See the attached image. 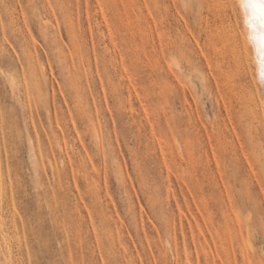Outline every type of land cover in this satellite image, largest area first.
<instances>
[{
	"label": "rangeland",
	"instance_id": "rangeland-1",
	"mask_svg": "<svg viewBox=\"0 0 264 264\" xmlns=\"http://www.w3.org/2000/svg\"><path fill=\"white\" fill-rule=\"evenodd\" d=\"M215 1L0 0L11 264H264L255 69Z\"/></svg>",
	"mask_w": 264,
	"mask_h": 264
},
{
	"label": "bare ground",
	"instance_id": "bare-ground-1",
	"mask_svg": "<svg viewBox=\"0 0 264 264\" xmlns=\"http://www.w3.org/2000/svg\"><path fill=\"white\" fill-rule=\"evenodd\" d=\"M213 1V0H212ZM215 1V0H214ZM216 2V1H215ZM219 2V1H218ZM218 2H216L217 4H218ZM223 2V4H229V5H231L232 6V8H234V10H235V8L237 9V7L239 8V10H240V12L242 13V20H243V29H240V27H239V31H238V33L237 32H235V33H237V34H232L233 36H235L236 37V35H237V37L239 36V40H240V42H241V44H242V46H241V48L240 49H238L237 50V47L235 46L236 44L234 43L235 41V39H234V37H233V44H235L234 46L236 47V49L235 50H237V51H239L238 53H239V55H236L235 53H237V52H234V54H233V57H234V55L235 56H238L236 59L238 60V62L239 63H241L240 61H244V63H242L246 68H251V67H253L254 66V69H255V71H254V73H253V71H251L250 72V75H251V82H252V86L255 88V90H256V93L258 94L257 96H258V98H259V103L256 105V107H255V109H253V117L254 118H259L260 119V121L262 122V124L264 125V96H262L260 93H261V91H260V86H259V83L258 82H260V84H261V86H262V89L264 90V82H262L261 81V69H262V63H261V60H262V57H261V54H260V51H259V47H260V45H259V35H260V32H259V28H260V25H259V22H258V19H257V24H256V28H255V30L253 29V27H252V25H250L249 23H247L246 21H247V19H248V17L250 16V10H249V12H248V15L246 16V12H245V8H244V4L245 3H247L248 2V0H221V3ZM212 4L213 5H215L214 4V2H212ZM216 6V5H215ZM218 7H219V5H217ZM220 6H221V4H220ZM226 6H228V5H225L224 7H226ZM229 7V6H228ZM227 7V8H228ZM222 8V7H221ZM221 8H218V10L219 9H221ZM223 9V8H222ZM221 11H223V10H221ZM225 11H226V9H225ZM224 11V13H226ZM238 11V10H237ZM240 12H239V14H240ZM227 14V13H226ZM166 15V14H165ZM222 15V14H221ZM228 15V14H227ZM220 16V15H219ZM224 16H225V14H224ZM223 16V17H224ZM164 17V16H163ZM226 17H229V16H226ZM166 18V17H165ZM225 18V17H224ZM226 19V18H225ZM224 19V20H225ZM166 20V19H165ZM223 21V20H222ZM221 21V22H222ZM229 21V20H228ZM220 22V23H221ZM223 23V22H222ZM221 23V24H222ZM229 23H231L230 21H229ZM226 24V23H225ZM223 25L224 26V28H225V26L226 25ZM231 25L233 26V24L231 23ZM231 25L229 26V29H231L232 30V28H230L231 27ZM237 26V25H236ZM219 27H221V25L219 26ZM227 27V26H226ZM223 28V27H222ZM223 28V29H224ZM234 28V27H233ZM220 29V28H219ZM227 29H228V27H227ZM228 29V30H229ZM236 29V28H235ZM236 30H238V29H236ZM235 30V31H236ZM225 31H227V30H225ZM220 32V31H219ZM224 32V31H223ZM231 32V31H230ZM221 33H222V31H221ZM221 33H220V38H221V36H223L224 38H227L226 36H224V33H222L223 35H221ZM226 34V33H225ZM227 34H229V33H227ZM230 34V35H231ZM230 37V36H229ZM249 37H255L256 39H255V41H253L252 39H250ZM231 38H232V36H231ZM222 39V38H221ZM228 39H230V38H228ZM232 40V39H231ZM230 40V43L232 42ZM236 40H237V38H236ZM225 41H227V39L225 40ZM185 42V41H184ZM236 42H238V40L236 41ZM183 43V42H182ZM226 44H227V42H225ZM230 43H228V44H230ZM177 44V43H176ZM233 44H231V46L233 45ZM183 45V44H182ZM182 45H181V47H182ZM174 45L172 44V47H173ZM190 46H191V44H190ZM189 46V47H190ZM175 47V46H174ZM184 47V46H183ZM171 48V47H170ZM176 49L177 48H180V47H175ZM191 48V47H190ZM232 48V47H231ZM172 49V48H171ZM193 49V48H192ZM232 49H234V47L232 48ZM179 50V49H178ZM235 50H232V52L233 51H235ZM172 51H174V50H172ZM186 51V50H185ZM190 51V50H189ZM193 51V50H192ZM180 52H182V51H180ZM180 52H179V54H180ZM183 53L184 52H182V55H183ZM187 54H188V49H187V52H186ZM237 53V54H238ZM1 54H2V52H1ZM1 54H0V59L2 58V56H1ZM29 54V53H28ZM187 54H186V56H187ZM193 54V53H192ZM190 55V54H189ZM188 55V56H189ZM28 56V55H27ZM184 56H185V54H184ZM185 56V57H186ZM244 58V59H243ZM28 60H29V57H28ZM236 60V61H237ZM235 61V62H236ZM32 59H30L29 60V67H30V65H35L34 67L36 68L37 67V64L35 63V61H34V64H32ZM237 62V63H238ZM238 63V66H241L240 64ZM237 66V67H238ZM241 68V67H240ZM35 74H36V71L35 70H33V69H30V71H29V76H30V78L33 80V79H35ZM21 76H22V82H24V80H25V74H24V72H22V74H21ZM18 77H20V76H18ZM8 78L10 79V81H11V84H12V86H11V84H10V86H11V88L14 86V85H16V83H17V81H16V78H17V76L16 75H11V74H9L8 75ZM20 79V82H21V78H19ZM213 79H214V77L212 78V80L211 81H213ZM217 79V78H216ZM215 79V80H216ZM210 80V79H209ZM217 81V80H216ZM210 85V84H209ZM211 85H212V83H211ZM216 85V84H215ZM17 86V85H16ZM19 86V85H18ZM17 86V87H18ZM17 87H15L14 86V90H15V88H17ZM212 87H215V86H212ZM217 87V86H216ZM20 88V87H19ZM13 90V89H12ZM17 90V89H16ZM19 91V90H18ZM219 91V90H218ZM21 93V92H20ZM264 93V92H263ZM262 93V94H263ZM261 96H260V95ZM21 95V94H20ZM23 95V94H22ZM246 111H248L247 109H246ZM228 113L230 112V110L229 111H227ZM248 112H250V111H248ZM220 113V112H219ZM221 114V113H220ZM247 114V113H246ZM251 114V113H250ZM220 116V115H219ZM249 116V115H248ZM55 118H57V114L55 115ZM218 118H220V117H218ZM221 120V119H220ZM220 120H219V122H220ZM227 120V119H226ZM226 120H224V122L223 123H225V121ZM218 121V120H217ZM223 121V120H222ZM221 121V122H222ZM231 121V120H230ZM222 124V123H221ZM226 124V123H225ZM226 125H229L228 123L226 124ZM222 126H224V125H222ZM221 126V127H222ZM193 128H194V126H192ZM218 127H219V125H218ZM224 128V127H223ZM191 130H193V129H191ZM220 130V129H219ZM195 131V130H194ZM199 131L200 130H197V134H195L194 132V134L197 136L198 134H199ZM221 131H222V129H221ZM220 131V132H221ZM201 132V131H200ZM217 132V131H216ZM219 132V131H218ZM223 132L225 133V131L223 130ZM222 132V133H223ZM193 133H192V135H193ZM191 134V133H190ZM219 135V134H218ZM203 136V135H202ZM202 136H201V138H202ZM252 136V135H251ZM199 137V136H198ZM222 137V136H221ZM226 137V136H225ZM256 137V136H255ZM194 138V137H193ZM196 138V137H195ZM228 138V137H227ZM227 138H226V140H227ZM221 139V138H220ZM222 139H223V137H222ZM252 139H254V138H252ZM202 140V139H201ZM226 140H225V142H226ZM194 141V140H193ZM224 141V140H223ZM254 141V140H253ZM188 142H189V140H188ZM198 142H200V141H198ZM198 142H196V144L198 143ZM185 143V142H184ZM188 144V143H187ZM196 144H195V146H196ZM226 144V143H225ZM184 145H186V144H184ZM183 145V146H184ZM193 145H194V142H193V144L191 145L192 146V148H193ZM187 146H189V145H187ZM191 146H189L190 147V152L192 151V149H191ZM194 146V147H195ZM224 146H226V145H224ZM227 147V146H226ZM222 148H223V146H222ZM225 148V147H224ZM228 148V147H227ZM234 148V147H233ZM242 148V147H241ZM195 149V148H194ZM235 149V148H234ZM201 150H202V148H201ZM203 151V150H202ZM187 152V151H186ZM189 152V151H188ZM193 152V151H192ZM192 152H191V155H192ZM35 156V155H34ZM208 156V155H207ZM192 159V158H191ZM240 160V159H239ZM248 160V159H247ZM241 161H242V159H241ZM244 161V160H243ZM243 161H242V163H243ZM244 164V163H243ZM248 164V166L249 165H251L249 162L247 163ZM245 165H246V163H245ZM244 167V166H243ZM252 167V166H251ZM245 168V167H244ZM248 169H252V168H249L248 167ZM246 171V170H245ZM249 172V171H248ZM251 172H253L252 170H251ZM245 173H247V172H245ZM250 173V172H249ZM253 179V178H252ZM221 183V182H220ZM224 184V183H223ZM220 185V184H219ZM220 186H222V185H220ZM223 188H224V186H223ZM222 188L220 187L219 188V190H221ZM222 191V190H221ZM229 192V191H228ZM223 193V192H222ZM222 193H220V195L222 194ZM225 193H226V190H225ZM224 194V193H223ZM8 195H9V185H8V178H7V174H6V170H5V168H4V166H3V164H2V159H1V155H0V240H1V243H2V245H3V248H4V255H3V257H1V255H0V264H11L12 263V245H13V239L15 238L16 240L15 241H17V242H19L20 241V239H19V236H18V234H17V231H16V229L13 227V233H11L9 230H6V228H5V221H4V218H3V216H2V214H1V209H2V207H3V205L8 201ZM229 195V194H228ZM227 195V196H228ZM222 197V196H221ZM226 198H228V197H226V195H225V201H226ZM223 199V198H222ZM223 201V200H222ZM222 201H221V203H222ZM224 201V202H225ZM223 202V203H224ZM226 204V203H225ZM229 208V207H228ZM227 210V209H226ZM232 210V209H231ZM229 211V210H228ZM2 248V249H3ZM0 254H1V251H0ZM247 259V258H246ZM247 262H248V260H247Z\"/></svg>",
	"mask_w": 264,
	"mask_h": 264
},
{
	"label": "snow or ice",
	"instance_id": "snow-or-ice-1",
	"mask_svg": "<svg viewBox=\"0 0 264 264\" xmlns=\"http://www.w3.org/2000/svg\"><path fill=\"white\" fill-rule=\"evenodd\" d=\"M246 16L250 10V16L247 19V23L252 25L253 29L255 30L257 19L260 25L259 28V51L262 57V69H261V81L264 82V0H248L247 3L244 4ZM231 10V9H230ZM253 41H255V37H249Z\"/></svg>",
	"mask_w": 264,
	"mask_h": 264
}]
</instances>
